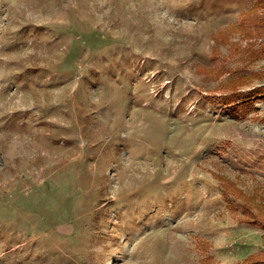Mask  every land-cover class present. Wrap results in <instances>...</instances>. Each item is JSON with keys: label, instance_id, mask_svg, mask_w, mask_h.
Masks as SVG:
<instances>
[{"label": "rangeland", "instance_id": "obj_1", "mask_svg": "<svg viewBox=\"0 0 264 264\" xmlns=\"http://www.w3.org/2000/svg\"><path fill=\"white\" fill-rule=\"evenodd\" d=\"M259 1L0 0V264L264 257Z\"/></svg>", "mask_w": 264, "mask_h": 264}, {"label": "trees", "instance_id": "obj_2", "mask_svg": "<svg viewBox=\"0 0 264 264\" xmlns=\"http://www.w3.org/2000/svg\"><path fill=\"white\" fill-rule=\"evenodd\" d=\"M263 5H264V0H260L256 7H260ZM259 73H261V72H259ZM259 73H256V74L258 75ZM257 94H262L264 97V84L257 87V88H254L252 95H257ZM248 97H250V95L247 96V93L234 92L230 96H228L226 98V100L228 101V103H235L241 99L248 98ZM247 101H249V100H247ZM247 101H245V102H247ZM246 104H248V103H246ZM235 113L237 115H239L237 113V111ZM250 213H252V212L250 211ZM247 264H264V257L263 256H252L247 260Z\"/></svg>", "mask_w": 264, "mask_h": 264}]
</instances>
